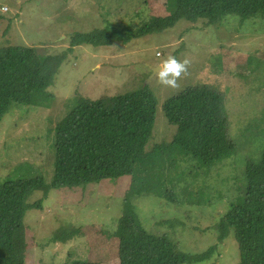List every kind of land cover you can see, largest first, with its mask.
Wrapping results in <instances>:
<instances>
[{"label": "rangeland", "instance_id": "obj_1", "mask_svg": "<svg viewBox=\"0 0 264 264\" xmlns=\"http://www.w3.org/2000/svg\"><path fill=\"white\" fill-rule=\"evenodd\" d=\"M175 3L0 0V45L21 44L41 53L65 54L48 89L53 96L49 107L15 106L0 122V181L42 176L47 185L46 192L35 190L27 200L42 198V206L25 212V264H58L75 258L118 264V241L112 231L130 177L49 188L54 159L50 128L71 109L69 99H96L146 83L157 97L147 149L169 141L176 131L162 110L164 100L189 85L204 83L225 95L229 136L236 151L209 168L177 155L164 168L177 201L154 195L132 197L139 221L148 233L169 237L186 253L210 250V257L198 264L238 263L234 234L218 241L215 224L243 193L245 165L258 160L264 150V17L241 20L228 15L210 26L181 20L128 42L70 45L73 34L106 26L125 36L153 17L169 15ZM168 55L190 61L179 89L162 86L153 71ZM63 231L71 235L61 240Z\"/></svg>", "mask_w": 264, "mask_h": 264}, {"label": "trees", "instance_id": "obj_2", "mask_svg": "<svg viewBox=\"0 0 264 264\" xmlns=\"http://www.w3.org/2000/svg\"><path fill=\"white\" fill-rule=\"evenodd\" d=\"M175 2L169 15L153 17L125 36L106 26L73 34L70 45L128 42L133 37L162 32L181 20L210 26L228 15L241 20L264 17V0ZM64 56L41 53L34 46L0 45V122L15 106L49 107L53 96L48 89ZM68 101L71 109L50 128L54 159L49 188L85 186L129 176L121 215L112 231L118 241V264H198L209 258L210 250L189 254L169 237L148 233L131 198L154 195L177 201L164 172L177 155L189 156L209 168L236 151L229 136L225 95L202 83L189 85L166 98L162 110L176 131L169 141L156 143L150 149L147 145L155 122L157 97L147 83L110 96H79ZM243 179V193L215 224L218 241L232 232L239 250L237 264H264V150L258 160L245 165ZM35 190L46 192L42 176L0 181V264H25V212L42 206V198L27 202ZM65 231L61 240L71 235ZM58 264L99 263L75 258Z\"/></svg>", "mask_w": 264, "mask_h": 264}, {"label": "clouds", "instance_id": "obj_3", "mask_svg": "<svg viewBox=\"0 0 264 264\" xmlns=\"http://www.w3.org/2000/svg\"><path fill=\"white\" fill-rule=\"evenodd\" d=\"M189 64L187 58L180 60L174 55H168L153 71L162 86L179 89V80L187 74Z\"/></svg>", "mask_w": 264, "mask_h": 264}, {"label": "built area", "instance_id": "obj_4", "mask_svg": "<svg viewBox=\"0 0 264 264\" xmlns=\"http://www.w3.org/2000/svg\"><path fill=\"white\" fill-rule=\"evenodd\" d=\"M6 9V8H5Z\"/></svg>", "mask_w": 264, "mask_h": 264}]
</instances>
